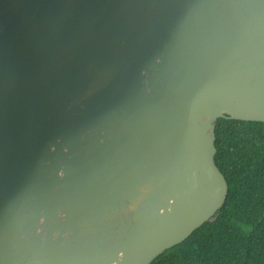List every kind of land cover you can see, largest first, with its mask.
<instances>
[{
  "label": "water",
  "instance_id": "1",
  "mask_svg": "<svg viewBox=\"0 0 264 264\" xmlns=\"http://www.w3.org/2000/svg\"><path fill=\"white\" fill-rule=\"evenodd\" d=\"M264 123V0H0V264H150L211 222L215 124Z\"/></svg>",
  "mask_w": 264,
  "mask_h": 264
},
{
  "label": "trees",
  "instance_id": "2",
  "mask_svg": "<svg viewBox=\"0 0 264 264\" xmlns=\"http://www.w3.org/2000/svg\"><path fill=\"white\" fill-rule=\"evenodd\" d=\"M214 132L225 202L211 222L150 264H264V123L221 118Z\"/></svg>",
  "mask_w": 264,
  "mask_h": 264
}]
</instances>
